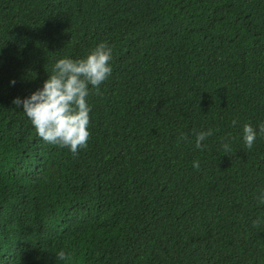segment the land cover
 <instances>
[{
  "label": "trees",
  "instance_id": "trees-1",
  "mask_svg": "<svg viewBox=\"0 0 264 264\" xmlns=\"http://www.w3.org/2000/svg\"><path fill=\"white\" fill-rule=\"evenodd\" d=\"M101 41L73 155L12 100ZM261 122L264 0H0V264H264Z\"/></svg>",
  "mask_w": 264,
  "mask_h": 264
},
{
  "label": "clouds",
  "instance_id": "clouds-1",
  "mask_svg": "<svg viewBox=\"0 0 264 264\" xmlns=\"http://www.w3.org/2000/svg\"><path fill=\"white\" fill-rule=\"evenodd\" d=\"M112 59V48L104 41L98 42L82 57L55 59L42 85L22 98L14 97L12 104L21 109L39 138L76 155L78 149L87 146L90 136L91 105L86 98L91 90L98 92L100 85L111 75ZM212 135L211 128L196 133L192 146L203 148V142ZM258 136L264 138V122L256 128L248 123L242 126L241 139L245 148L252 149ZM223 146L227 148L228 144ZM199 166L198 160L192 161L193 168ZM256 199L259 205H264V187L259 189ZM261 223H264V217L253 221L254 226ZM55 256L65 261L71 253L60 250Z\"/></svg>",
  "mask_w": 264,
  "mask_h": 264
}]
</instances>
